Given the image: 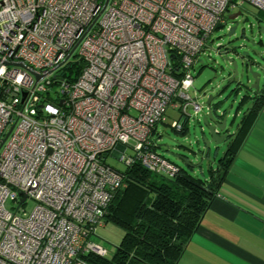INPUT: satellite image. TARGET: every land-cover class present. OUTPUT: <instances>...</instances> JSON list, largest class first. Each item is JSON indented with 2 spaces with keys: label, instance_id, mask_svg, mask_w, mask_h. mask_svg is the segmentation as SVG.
<instances>
[{
  "label": "built area",
  "instance_id": "2783aa9c",
  "mask_svg": "<svg viewBox=\"0 0 264 264\" xmlns=\"http://www.w3.org/2000/svg\"><path fill=\"white\" fill-rule=\"evenodd\" d=\"M244 3L264 10V0H0V264L106 256L92 237L126 186L106 157L179 172L151 149L153 132L168 107L201 111L193 66Z\"/></svg>",
  "mask_w": 264,
  "mask_h": 264
},
{
  "label": "trees",
  "instance_id": "16d2710c",
  "mask_svg": "<svg viewBox=\"0 0 264 264\" xmlns=\"http://www.w3.org/2000/svg\"><path fill=\"white\" fill-rule=\"evenodd\" d=\"M262 107L264 88L239 100L235 115L242 110L241 117L223 155L216 159V168L210 165L206 177L180 166L174 177L150 172L137 162L128 166L123 171L126 186L115 194L105 214V223L123 229L122 240L110 256L85 254L84 264H176ZM186 121L178 132L186 131ZM156 147L154 142L151 149L159 153Z\"/></svg>",
  "mask_w": 264,
  "mask_h": 264
},
{
  "label": "rangeland",
  "instance_id": "374dc122",
  "mask_svg": "<svg viewBox=\"0 0 264 264\" xmlns=\"http://www.w3.org/2000/svg\"><path fill=\"white\" fill-rule=\"evenodd\" d=\"M238 10L235 9L233 12L235 13ZM236 21V31L231 37L227 35L228 18H226V23L222 27L216 28L212 32L210 41L199 53L198 61L193 66V82L188 94L197 103L202 105L201 111L195 113L191 105L186 107L185 113H182L178 108L168 107L164 120L157 124L156 131L152 135V140L155 142L159 153L199 177H206L209 166L216 158V148H218V155H221L222 152L219 149H225L226 147L225 142L217 145L218 147L212 143L208 154L205 155V145L202 136L203 132L207 133V130L202 123V119L207 115V98L213 95V102H221L219 107L228 115L227 127L230 132L235 130L237 121L240 118V113H238L235 115L234 121L231 122L233 115L237 111L236 107L241 95L244 94L245 90L241 89L238 94L230 93V88L234 86V84H231L228 89L219 95L221 87L225 84L229 72L232 70L231 64L225 60L222 53L226 49L237 46L238 54L229 50L227 56H233L236 59L238 63V76L246 80V74L248 73L243 67L241 54L249 52L251 55H254V51L258 50L257 44L254 45L252 42L253 40L257 41L258 35L256 31L259 25H264V10H260L249 3H244L241 14ZM259 61L262 67H264V57L260 58ZM262 83H264V73H262L260 78V86ZM55 88L57 86L53 85L52 90ZM185 118H187L185 132H178L171 127L173 120L178 119L179 121H183ZM131 154H133V150L129 146L124 151V155ZM106 161L120 171H125L127 168L125 162L115 152L110 153L106 157ZM34 205L35 202L28 199L21 206L18 213L22 214L24 211L30 212ZM5 206L11 211L15 208V204L10 200L5 202ZM123 234L124 231L121 227L112 222H107L104 226L96 228L92 239L106 250V256H110L120 244Z\"/></svg>",
  "mask_w": 264,
  "mask_h": 264
},
{
  "label": "crops",
  "instance_id": "0c3cea01",
  "mask_svg": "<svg viewBox=\"0 0 264 264\" xmlns=\"http://www.w3.org/2000/svg\"><path fill=\"white\" fill-rule=\"evenodd\" d=\"M176 264H264V107Z\"/></svg>",
  "mask_w": 264,
  "mask_h": 264
},
{
  "label": "water",
  "instance_id": "95a60500",
  "mask_svg": "<svg viewBox=\"0 0 264 264\" xmlns=\"http://www.w3.org/2000/svg\"><path fill=\"white\" fill-rule=\"evenodd\" d=\"M240 14H241V10H238L237 12L228 15V19L229 20L237 19ZM223 25L224 24H218L217 28L222 27ZM235 27H237V25L229 30L227 34L229 37L233 35ZM256 34L258 35L257 41L253 40L252 44L254 45L257 44L258 50L254 51V55H251L249 52H243L241 54V58L243 59L242 61L243 67L248 73L246 74V80H243L238 76V63L236 59L233 56H227L229 50L238 54V50L236 48L237 46H233L229 49H226L222 53V55H224L225 60L229 64H231L232 70L231 72H229L225 84L221 87L219 95H221L222 92L228 89L231 86V84H234V86L230 88V93L238 94L241 89L245 90L244 94L241 95V98L244 97L245 95L252 96L253 94H258L259 91L262 88H264V83H262V85L260 86V78L262 73H264V67H262L259 61L260 58L262 59V57H264V25H259ZM9 64L25 67L23 63H9ZM31 72L36 79L39 78V75L36 72L34 71ZM213 100H214L213 95H210L207 98L206 100L207 115L204 116L202 119V123L207 130V133L203 132V136H202V140L205 145V155L208 154L210 145L212 143L217 146L222 142H225L228 139L229 134L231 133L229 132L227 127L228 115L226 114L225 111H222L219 107L221 102L220 101L213 102ZM12 127L13 125L11 126L10 130L12 129ZM9 132H7L2 142H4ZM22 199H24V197Z\"/></svg>",
  "mask_w": 264,
  "mask_h": 264
},
{
  "label": "flooded vegetation",
  "instance_id": "af4514ba",
  "mask_svg": "<svg viewBox=\"0 0 264 264\" xmlns=\"http://www.w3.org/2000/svg\"><path fill=\"white\" fill-rule=\"evenodd\" d=\"M234 12L233 11H231V12H228L227 14H226V18H228V15H230V14H233ZM229 20V19H228ZM237 25V21H236V19H234V20H229V26H228V32H229V30L232 28V27H234V26H236ZM235 31H236V27H235V29H234V33H233V35L235 34ZM232 35V36H233Z\"/></svg>",
  "mask_w": 264,
  "mask_h": 264
}]
</instances>
